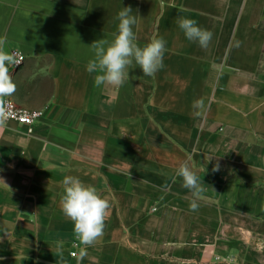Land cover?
Returning <instances> with one entry per match:
<instances>
[{
	"label": "crops",
	"instance_id": "0c3cea01",
	"mask_svg": "<svg viewBox=\"0 0 264 264\" xmlns=\"http://www.w3.org/2000/svg\"><path fill=\"white\" fill-rule=\"evenodd\" d=\"M125 7L139 46L166 40L164 67L95 87L90 45ZM178 16L213 33L207 49ZM5 35L24 54L10 98L44 113L0 127V264H264V0H0ZM185 161L205 189L196 211ZM65 176L111 205L86 250L61 211Z\"/></svg>",
	"mask_w": 264,
	"mask_h": 264
},
{
	"label": "clouds",
	"instance_id": "9594fccd",
	"mask_svg": "<svg viewBox=\"0 0 264 264\" xmlns=\"http://www.w3.org/2000/svg\"><path fill=\"white\" fill-rule=\"evenodd\" d=\"M131 7L122 8L117 19L118 30L113 39L94 41L90 47L94 57L86 65V71L94 75V86L121 87L129 79V70L133 64L138 66L143 76L152 77L164 67L166 40L163 37H153L143 47L136 42L133 26L136 17ZM176 23L183 31L185 38L197 43L202 49H207L212 41L213 33L198 25L192 18L178 16ZM7 36H0V127H3L12 117V107L9 100L16 92V84L9 73L10 66L19 65V53L5 50ZM239 41L235 46H239ZM211 100L205 104L203 98L193 101V114L203 117L210 110ZM219 164L213 166V172L219 170ZM176 176L183 180V187L189 189L193 196L190 210H198L197 200L205 191L197 173L187 161L181 163L176 170ZM63 194L60 199L63 215L72 222L75 239L87 247L95 245L104 235L106 220L109 215L110 202L96 187L86 185L78 177L65 176L62 181ZM9 188V186L7 185ZM10 189V188H9ZM214 190V189H213ZM62 251L61 243L57 244V252ZM84 254L82 250L81 255Z\"/></svg>",
	"mask_w": 264,
	"mask_h": 264
},
{
	"label": "built area",
	"instance_id": "2783aa9c",
	"mask_svg": "<svg viewBox=\"0 0 264 264\" xmlns=\"http://www.w3.org/2000/svg\"><path fill=\"white\" fill-rule=\"evenodd\" d=\"M11 53H19L21 58V63L24 60V54L18 50L14 49ZM20 63V64H21ZM19 64V65H20ZM19 65L10 66L11 69L17 68ZM12 107V117L10 119L27 126L28 131H31L35 122H37L43 116L42 109H28L17 104L13 99L9 98Z\"/></svg>",
	"mask_w": 264,
	"mask_h": 264
}]
</instances>
